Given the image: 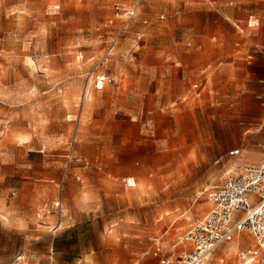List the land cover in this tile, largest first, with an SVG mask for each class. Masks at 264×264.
<instances>
[{
	"label": "rangeland",
	"instance_id": "374dc122",
	"mask_svg": "<svg viewBox=\"0 0 264 264\" xmlns=\"http://www.w3.org/2000/svg\"><path fill=\"white\" fill-rule=\"evenodd\" d=\"M134 2L0 0V264H159L260 162L264 0Z\"/></svg>",
	"mask_w": 264,
	"mask_h": 264
},
{
	"label": "built area",
	"instance_id": "2783aa9c",
	"mask_svg": "<svg viewBox=\"0 0 264 264\" xmlns=\"http://www.w3.org/2000/svg\"><path fill=\"white\" fill-rule=\"evenodd\" d=\"M140 1L124 10L128 18L138 15ZM82 163V158L75 159ZM210 208L195 220L190 230L173 245L167 256H159V264H206L209 256L221 245L233 242L236 235L248 232L256 247L239 254L240 264L264 262V146L262 158L256 165L241 167L208 192ZM59 203L56 207H59ZM179 245L181 248L179 249ZM161 249L154 253L158 256ZM24 256L17 262L23 263Z\"/></svg>",
	"mask_w": 264,
	"mask_h": 264
},
{
	"label": "bare ground",
	"instance_id": "6f19581e",
	"mask_svg": "<svg viewBox=\"0 0 264 264\" xmlns=\"http://www.w3.org/2000/svg\"><path fill=\"white\" fill-rule=\"evenodd\" d=\"M241 242H242V241L240 240L239 243H237V245L240 244ZM237 245H235L234 247L232 246V247H233V248H231V251H232V252H233V251L236 252V251L238 250V249H237V248H238Z\"/></svg>",
	"mask_w": 264,
	"mask_h": 264
},
{
	"label": "crops",
	"instance_id": "0c3cea01",
	"mask_svg": "<svg viewBox=\"0 0 264 264\" xmlns=\"http://www.w3.org/2000/svg\"><path fill=\"white\" fill-rule=\"evenodd\" d=\"M261 38L264 40V29L261 30Z\"/></svg>",
	"mask_w": 264,
	"mask_h": 264
}]
</instances>
